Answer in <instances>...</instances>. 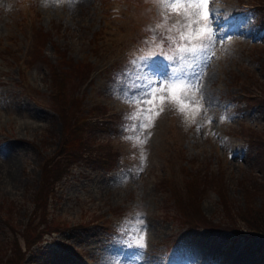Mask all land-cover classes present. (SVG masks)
Masks as SVG:
<instances>
[{
  "label": "rangeland",
  "instance_id": "1",
  "mask_svg": "<svg viewBox=\"0 0 264 264\" xmlns=\"http://www.w3.org/2000/svg\"><path fill=\"white\" fill-rule=\"evenodd\" d=\"M209 9L223 32L199 103L184 113L159 105L143 128V106L130 102L143 82L139 58L157 51L175 16L157 29L151 0H0V264H205L218 250L216 264H264L243 251L261 237L223 252L224 233L180 230L222 220L226 197L242 209L251 182L264 222V159L248 145L264 139V0H210ZM164 45L173 56L175 46ZM176 66L159 59L154 68ZM184 184L191 198L178 203ZM29 220L67 228L28 243ZM110 231L131 244H106ZM141 232L144 248L134 244Z\"/></svg>",
  "mask_w": 264,
  "mask_h": 264
},
{
  "label": "snow or ice",
  "instance_id": "2",
  "mask_svg": "<svg viewBox=\"0 0 264 264\" xmlns=\"http://www.w3.org/2000/svg\"><path fill=\"white\" fill-rule=\"evenodd\" d=\"M43 2L47 4L49 0ZM68 2L74 4L77 0H68ZM151 2L159 8L161 22L157 23V29L167 24L172 16L176 19L167 28L169 35L155 45L157 51L149 52L148 55L139 58L140 71L144 75L138 76L137 80L143 82L137 84L139 91L133 94L130 102L143 106L140 110L148 119L147 124L141 123L140 126L143 128L151 126L149 114L154 118L163 111V107H159L157 111L159 105L169 103L177 112L184 113L185 108L195 101V92H200L203 68L210 58L211 46L218 39V33L223 32L222 28L216 27L219 18L214 9H209L210 0H151ZM172 33L176 35L173 36ZM164 40L175 46L173 56H167L163 51ZM159 59L175 61L177 66L169 68L167 74H160L154 68L156 60ZM189 90L193 92L192 100L188 99ZM201 97L203 98L202 92ZM195 102L199 103V101ZM143 142L139 141L141 144ZM236 151L242 149L232 150L230 156ZM134 244L139 248L145 247L142 232L139 238L135 239Z\"/></svg>",
  "mask_w": 264,
  "mask_h": 264
},
{
  "label": "trees",
  "instance_id": "3",
  "mask_svg": "<svg viewBox=\"0 0 264 264\" xmlns=\"http://www.w3.org/2000/svg\"><path fill=\"white\" fill-rule=\"evenodd\" d=\"M58 93V92H57ZM59 100V102H63L65 98V96L63 95V92L60 90L59 93L56 95ZM64 98V99H63ZM97 116V115H95ZM99 117V116H97ZM249 143L248 145L252 144V145H257L258 144V149L260 150L259 155L257 156V159L261 160L264 159V139L263 136L261 135H256L255 138H248ZM252 141H255V143H251ZM106 160L110 163L111 161H113V159L109 158V155H107ZM89 162V161H88ZM82 167L86 168L85 164L82 163L81 164ZM60 174H57L56 176H59ZM263 179H260V182H262ZM205 184H208V181L205 182ZM255 184L254 182H251L249 185V189H251L252 191L246 194V199L243 201L242 204V209H233L230 208L232 205L231 202L234 203V201L230 200L229 197H226L224 199V201H222L221 203V208L222 210L220 211V215L223 217L222 220H217V221H207L206 219H201V220H190L192 222L198 223V224H191V223H187L186 225L188 226H192V225H202V226H208L207 228L209 229H230L231 232L233 233V237L231 238L232 241H234L238 236H243L244 238H249L251 236L254 235H258V236H264V231H263V227H264V222L263 224H260L261 220V215L259 214V210L257 207H255V205L253 204L252 201V197L254 196L253 193L260 191V186L253 185ZM185 188H186V194H182L184 195L186 198L181 197L180 200L176 198V200H179V202H181L183 199H189V197L191 198V195H188V191H187V185L184 184ZM253 192V193H252ZM177 197V196H176ZM219 201H221V199H219ZM31 203H33L34 208L36 209V192L34 190L33 192V198L31 199ZM233 209V210H232ZM260 209V208H259ZM259 215V216H258ZM259 217V218H258ZM239 220L243 223L240 224ZM40 225L41 228L37 229V226ZM67 227L63 228V229H56L53 228L52 230L47 229L44 226V223L40 220V222H33V220H29L23 228V236L24 238H27L28 243L32 242V241H39V239L41 238V236L43 234H49V233H55L57 230L59 231H63L66 230ZM13 238L15 239V236H13ZM36 241V242H37ZM12 247L17 250L16 246Z\"/></svg>",
  "mask_w": 264,
  "mask_h": 264
}]
</instances>
